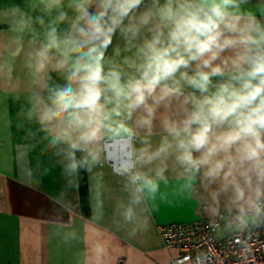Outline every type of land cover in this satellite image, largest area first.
<instances>
[{
  "label": "crops",
  "instance_id": "1",
  "mask_svg": "<svg viewBox=\"0 0 264 264\" xmlns=\"http://www.w3.org/2000/svg\"><path fill=\"white\" fill-rule=\"evenodd\" d=\"M77 2L62 0L49 10L42 0H0V264H165L174 251L164 247L159 225L211 218L220 209L241 214L243 225L259 221L260 199L238 204L174 155L151 164L135 157L133 145L160 144V112L147 137L132 117L134 137L109 126L87 143L67 117L43 119L55 110L51 97L68 83L76 56L65 38L74 31ZM238 10L264 23V1L239 0ZM135 51L117 32L105 70L115 65L133 75L128 58ZM220 79L213 77V85ZM166 115L182 118L179 101ZM132 171L152 180L156 191L138 192L143 182L132 183Z\"/></svg>",
  "mask_w": 264,
  "mask_h": 264
},
{
  "label": "clouds",
  "instance_id": "2",
  "mask_svg": "<svg viewBox=\"0 0 264 264\" xmlns=\"http://www.w3.org/2000/svg\"><path fill=\"white\" fill-rule=\"evenodd\" d=\"M42 2L49 10L62 4ZM144 2L97 0L94 12L88 10L91 0L74 4L77 22L65 42L76 56L68 83L51 97L55 110L43 119L67 117L87 143L109 126L134 137L132 117L147 137L160 112L165 135L155 148L133 145L138 160L151 164L174 155L242 206L264 198V23L240 12L239 0H152L141 11ZM65 18L61 13L59 19ZM117 32L128 51L136 49L128 58L131 76L115 65L105 70ZM49 36L55 42L54 27ZM213 77L221 79L213 85ZM174 101L181 104V119L166 115ZM129 180L143 182L138 192L156 191L138 171Z\"/></svg>",
  "mask_w": 264,
  "mask_h": 264
},
{
  "label": "built area",
  "instance_id": "3",
  "mask_svg": "<svg viewBox=\"0 0 264 264\" xmlns=\"http://www.w3.org/2000/svg\"><path fill=\"white\" fill-rule=\"evenodd\" d=\"M257 209L260 220L249 225L224 209L211 218L159 225L164 247L174 251L165 264H264V198Z\"/></svg>",
  "mask_w": 264,
  "mask_h": 264
},
{
  "label": "trees",
  "instance_id": "4",
  "mask_svg": "<svg viewBox=\"0 0 264 264\" xmlns=\"http://www.w3.org/2000/svg\"><path fill=\"white\" fill-rule=\"evenodd\" d=\"M256 1H264V0H256ZM97 0H91V5L89 6V12H94L96 10ZM80 23L82 24L83 21L81 20Z\"/></svg>",
  "mask_w": 264,
  "mask_h": 264
},
{
  "label": "rangeland",
  "instance_id": "5",
  "mask_svg": "<svg viewBox=\"0 0 264 264\" xmlns=\"http://www.w3.org/2000/svg\"><path fill=\"white\" fill-rule=\"evenodd\" d=\"M246 223H248V221H252L253 219H244Z\"/></svg>",
  "mask_w": 264,
  "mask_h": 264
}]
</instances>
